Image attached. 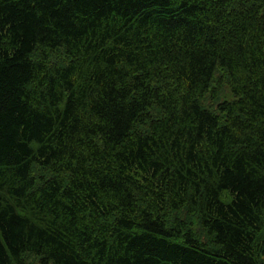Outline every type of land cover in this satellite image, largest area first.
<instances>
[{"label":"trees","instance_id":"1","mask_svg":"<svg viewBox=\"0 0 264 264\" xmlns=\"http://www.w3.org/2000/svg\"><path fill=\"white\" fill-rule=\"evenodd\" d=\"M0 264H264V0H0Z\"/></svg>","mask_w":264,"mask_h":264},{"label":"rangeland","instance_id":"2","mask_svg":"<svg viewBox=\"0 0 264 264\" xmlns=\"http://www.w3.org/2000/svg\"><path fill=\"white\" fill-rule=\"evenodd\" d=\"M226 99H227V100L229 99V95L226 97Z\"/></svg>","mask_w":264,"mask_h":264}]
</instances>
